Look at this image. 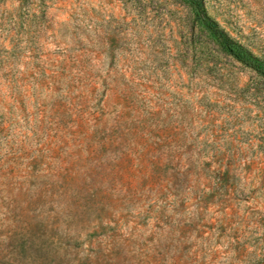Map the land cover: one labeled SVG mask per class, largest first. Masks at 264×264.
<instances>
[{
    "label": "rangeland",
    "instance_id": "rangeland-1",
    "mask_svg": "<svg viewBox=\"0 0 264 264\" xmlns=\"http://www.w3.org/2000/svg\"><path fill=\"white\" fill-rule=\"evenodd\" d=\"M0 264H264V74L185 0H0Z\"/></svg>",
    "mask_w": 264,
    "mask_h": 264
},
{
    "label": "trees",
    "instance_id": "trees-1",
    "mask_svg": "<svg viewBox=\"0 0 264 264\" xmlns=\"http://www.w3.org/2000/svg\"><path fill=\"white\" fill-rule=\"evenodd\" d=\"M185 1L190 6L198 23L211 34L224 50L236 59L264 74V62L246 50L242 45L235 42L224 29L220 28L219 24L206 13L202 0Z\"/></svg>",
    "mask_w": 264,
    "mask_h": 264
}]
</instances>
